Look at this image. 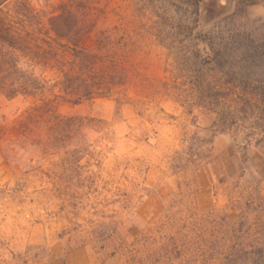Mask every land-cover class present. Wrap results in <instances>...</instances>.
<instances>
[{"label":"rangeland","instance_id":"1","mask_svg":"<svg viewBox=\"0 0 264 264\" xmlns=\"http://www.w3.org/2000/svg\"><path fill=\"white\" fill-rule=\"evenodd\" d=\"M240 1L30 0L36 24L0 0V264H99L107 223L168 235L188 205L264 249V0ZM195 51L210 99L247 108L226 130L181 105L176 60ZM194 132L212 160L174 175Z\"/></svg>","mask_w":264,"mask_h":264},{"label":"trees","instance_id":"2","mask_svg":"<svg viewBox=\"0 0 264 264\" xmlns=\"http://www.w3.org/2000/svg\"><path fill=\"white\" fill-rule=\"evenodd\" d=\"M18 1L21 15L41 24V15L30 5V0ZM201 1L195 0V14L199 12ZM257 2L258 0H241L240 4L246 6ZM63 18L62 14L58 16L60 20ZM54 32L60 37L65 35L57 27ZM0 34V38L14 36L11 31ZM199 55L200 51L188 52L176 60L178 73L175 79H182L181 85L188 86L180 88L181 105L189 110L200 107L215 112L218 116L211 128L226 130L230 120L240 112L246 113L247 108L234 100L233 104L227 105V93H219L213 101L210 99L209 90L206 89L213 83L214 73H210L204 65L197 68L195 58ZM258 102L259 100L247 99L249 109L257 107ZM251 140L245 138L243 146H248ZM182 143L184 148L176 151L169 161V169L174 175H190L212 160L211 137H201L198 132H194L186 134ZM169 219L167 225L172 232L168 235H147L133 241H129L118 229H110L111 223H107V227L102 228V252L105 256L99 264H256L264 257L263 248L247 247L244 244L245 236L232 230L230 221H226L224 229L218 231V224L211 212L202 214L188 205L184 211H179Z\"/></svg>","mask_w":264,"mask_h":264}]
</instances>
